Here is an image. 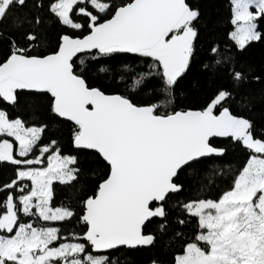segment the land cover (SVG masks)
Returning <instances> with one entry per match:
<instances>
[{
	"label": "snow or ice",
	"instance_id": "1",
	"mask_svg": "<svg viewBox=\"0 0 264 264\" xmlns=\"http://www.w3.org/2000/svg\"><path fill=\"white\" fill-rule=\"evenodd\" d=\"M220 6L0 0V264H264V0Z\"/></svg>",
	"mask_w": 264,
	"mask_h": 264
},
{
	"label": "trees",
	"instance_id": "2",
	"mask_svg": "<svg viewBox=\"0 0 264 264\" xmlns=\"http://www.w3.org/2000/svg\"><path fill=\"white\" fill-rule=\"evenodd\" d=\"M198 3H200L206 11L212 13L213 15L216 14H226V11L224 8L220 6L221 0H197ZM245 59L247 62L254 67L257 71H260L262 68H264V45L257 44L253 49L250 50V52L246 55ZM253 88L259 89V85H252ZM199 96V93L196 91H193L192 98L193 100L196 99V97ZM262 110L261 108H257V112L260 113ZM258 119L264 118L258 115ZM244 153L241 152L239 149H233L228 157L221 161L222 164H232V166L238 167L239 163L243 160ZM7 174V170L0 168V176H3ZM228 180L227 178H224L223 180L218 179L216 181L217 187H214L211 189V192L213 195H215L219 188L225 187ZM189 184L192 183L191 180L188 181ZM195 227V223H193L192 228ZM186 231H191V229H186ZM159 252L160 250H156ZM150 253H139V254H132L130 256H122L120 257L121 264H147V260L149 259Z\"/></svg>",
	"mask_w": 264,
	"mask_h": 264
}]
</instances>
